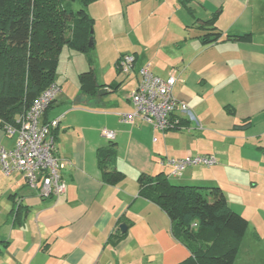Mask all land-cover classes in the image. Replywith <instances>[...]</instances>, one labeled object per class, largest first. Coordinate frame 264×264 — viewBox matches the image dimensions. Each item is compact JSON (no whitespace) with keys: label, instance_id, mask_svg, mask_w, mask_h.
Here are the masks:
<instances>
[{"label":"crops","instance_id":"0c3cea01","mask_svg":"<svg viewBox=\"0 0 264 264\" xmlns=\"http://www.w3.org/2000/svg\"><path fill=\"white\" fill-rule=\"evenodd\" d=\"M103 1L99 5L114 38L125 34L131 23L123 10L126 1L119 0L122 6L116 10ZM162 9L164 33L155 35L144 49L140 45L139 53L124 54L125 49L116 46L110 65L104 67L111 77L102 78L93 64L104 93L90 99L80 86L71 93L56 80L61 91L44 119H60L56 155L68 161L62 171L66 192L60 198L40 196L20 172L6 176L0 164V264H179L191 255L190 248L173 234L168 214L141 196L140 176L165 173L170 181L178 178V185H215L225 192L227 186L238 192L241 174L235 166L253 158L264 162V0H193L188 7L180 0H160L151 15ZM214 14L223 34L205 45L201 36L209 30L203 25ZM244 33L253 34L252 42L226 38ZM123 55L135 58L126 77L117 68ZM142 67L163 78L176 73L173 95L188 104L201 127L186 117L185 125L166 131L140 117L133 123L121 119L123 113L135 111L132 93ZM104 128L114 130L116 138L107 139ZM111 144L114 155L108 167L126 176L116 185L105 182L98 158L99 151ZM14 145L15 137L0 125V150ZM189 154L214 155L217 164L192 165L180 176L171 175L168 160ZM259 185L252 177L249 189ZM243 202L247 205L238 212L249 227L235 264H264V255L248 252L250 243H261L264 232L252 226L245 212L252 206Z\"/></svg>","mask_w":264,"mask_h":264},{"label":"trees","instance_id":"16d2710c","mask_svg":"<svg viewBox=\"0 0 264 264\" xmlns=\"http://www.w3.org/2000/svg\"><path fill=\"white\" fill-rule=\"evenodd\" d=\"M96 1L99 0H0V125L3 129L8 123L17 124L35 99L56 83L64 47L90 53L94 47H89V43L94 37L91 30L95 27V18L88 7ZM192 1L180 0L184 7ZM73 2L80 4L77 11L71 7ZM216 19L217 14H214L204 22L203 27L209 30L201 36L205 45L222 37ZM226 38L250 43L253 34H227ZM79 83L88 98L98 95L102 86L97 81L92 58H89V69L79 74ZM176 118L178 115L173 116L174 120ZM178 120L176 128L185 125L184 119ZM57 129L53 132L55 138ZM112 147L113 144L111 148L101 149L98 158L105 182L116 185L126 176L108 167L114 155ZM139 182L141 196L168 214L173 234L190 248L191 255L179 264H235L249 221L230 207L220 186L173 184L165 173L142 174ZM21 213L19 206L17 220ZM120 236L124 235H115L112 242H117Z\"/></svg>","mask_w":264,"mask_h":264},{"label":"built area","instance_id":"2783aa9c","mask_svg":"<svg viewBox=\"0 0 264 264\" xmlns=\"http://www.w3.org/2000/svg\"><path fill=\"white\" fill-rule=\"evenodd\" d=\"M134 60L132 55L122 56L118 64L121 72H132ZM139 74L140 80L132 93L135 111L123 113V121L133 123L136 117H140L155 128L166 131L179 126L178 119L186 117L201 127L188 104L173 95V87L177 81L174 71L163 78L153 74L148 67H142ZM60 91L57 83L51 84L18 118L17 124H6L4 131L15 137V145L13 149L2 147L0 150V164L4 175L20 172L30 189L37 191L42 197L54 199L66 192L62 171L68 161L56 155V138L53 132L59 127L60 119L45 120L44 116ZM174 115L179 118L174 120ZM102 133L109 140L116 138L114 130L104 128ZM168 163L172 166L171 175L180 176L188 166H214L217 158L214 155L189 154L184 158L168 160Z\"/></svg>","mask_w":264,"mask_h":264},{"label":"rangeland","instance_id":"374dc122","mask_svg":"<svg viewBox=\"0 0 264 264\" xmlns=\"http://www.w3.org/2000/svg\"><path fill=\"white\" fill-rule=\"evenodd\" d=\"M127 4L123 6L126 18L131 20L128 31L125 34L118 33V36L114 38L115 35L112 34L108 21L107 13L104 8L99 5L104 3L103 0L94 2L88 7V11H91V15L95 18L94 27V47L89 54L77 52L64 47L57 67V81H59L64 88L69 92L73 93L76 89H79V73L84 69L89 68L88 62L89 58H92L93 64L99 69L101 77H111L110 72L105 69L110 65L111 57L116 50V46L119 48L123 47L125 50L124 54L134 53L137 51L139 53L140 45L144 49L151 39L155 38V35H162L165 31L166 24V13L165 10H159L156 16H153L154 9H156L160 0H125ZM172 0H168L170 3ZM102 2V3H100ZM107 3L113 4L114 9H120L121 4L119 0H106ZM71 7L74 11L80 8L78 2L71 3ZM112 9V8H111ZM90 13V12H89ZM180 15V13H179ZM97 19V20H96ZM142 49V50H143ZM113 51V52H112ZM113 67L115 65L113 64ZM115 70L112 68V71ZM120 76L126 77L124 73ZM239 164V163H238ZM237 164V177L238 182L241 183L240 191L236 192L232 189V192L226 186V196L230 205L238 212L241 211V205L245 204L246 201L252 206L249 211L245 210L249 218H252V226L258 225L259 230L264 232V162L253 158L249 163H244V165ZM245 171H242L244 170ZM250 169V170H247ZM255 177L258 181L259 187L256 189H249V182ZM223 180L227 182V178L223 176ZM178 178H172L171 182L173 184L178 183ZM215 186V185H214ZM224 189V188H223ZM243 192V193H240ZM247 192H251L249 195ZM230 206V207H231ZM255 215V218H253ZM261 243L254 244L250 243L248 245V252H257L264 255V236H261Z\"/></svg>","mask_w":264,"mask_h":264},{"label":"water","instance_id":"95a60500","mask_svg":"<svg viewBox=\"0 0 264 264\" xmlns=\"http://www.w3.org/2000/svg\"><path fill=\"white\" fill-rule=\"evenodd\" d=\"M91 33L93 34L94 33V29L93 30H91ZM94 46V37H91L90 38V43H89V47H93ZM104 91H106L105 89H100V91H99V93H104ZM121 228H122V230L123 231H125L126 230V225L125 224H122L121 225Z\"/></svg>","mask_w":264,"mask_h":264}]
</instances>
